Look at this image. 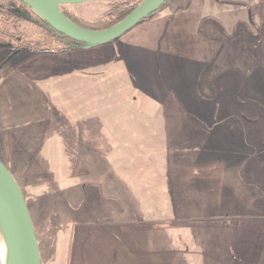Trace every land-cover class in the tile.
<instances>
[{
    "label": "rangeland",
    "instance_id": "374dc122",
    "mask_svg": "<svg viewBox=\"0 0 264 264\" xmlns=\"http://www.w3.org/2000/svg\"><path fill=\"white\" fill-rule=\"evenodd\" d=\"M60 47L0 46V161L41 264H264V0H168Z\"/></svg>",
    "mask_w": 264,
    "mask_h": 264
},
{
    "label": "water",
    "instance_id": "95a60500",
    "mask_svg": "<svg viewBox=\"0 0 264 264\" xmlns=\"http://www.w3.org/2000/svg\"><path fill=\"white\" fill-rule=\"evenodd\" d=\"M63 37L91 48L109 44L156 12L167 0H143L129 15L105 30H87L71 20L49 0H20ZM98 0H64L80 4ZM0 225L9 248L11 264H41L39 245L24 195L10 171L0 161Z\"/></svg>",
    "mask_w": 264,
    "mask_h": 264
},
{
    "label": "trees",
    "instance_id": "16d2710c",
    "mask_svg": "<svg viewBox=\"0 0 264 264\" xmlns=\"http://www.w3.org/2000/svg\"><path fill=\"white\" fill-rule=\"evenodd\" d=\"M143 0H114L104 6L102 14L93 22L76 18L62 13L72 22L87 30H105L129 15ZM168 1V0H167ZM30 24L39 30V38L35 42H27L26 37L19 31L21 24ZM52 44H61L58 49L67 50L72 46L82 47L81 44L61 36L43 22L29 7L20 0H0V46L8 50L11 58L26 49L33 52L51 50ZM57 50V49H54Z\"/></svg>",
    "mask_w": 264,
    "mask_h": 264
},
{
    "label": "bare ground",
    "instance_id": "6f19581e",
    "mask_svg": "<svg viewBox=\"0 0 264 264\" xmlns=\"http://www.w3.org/2000/svg\"><path fill=\"white\" fill-rule=\"evenodd\" d=\"M53 7H57L59 2L64 0H49ZM102 1H113V0H102ZM0 264H11L10 252L7 246L1 225H0Z\"/></svg>",
    "mask_w": 264,
    "mask_h": 264
},
{
    "label": "flooded vegetation",
    "instance_id": "af4514ba",
    "mask_svg": "<svg viewBox=\"0 0 264 264\" xmlns=\"http://www.w3.org/2000/svg\"><path fill=\"white\" fill-rule=\"evenodd\" d=\"M167 2V1H166Z\"/></svg>",
    "mask_w": 264,
    "mask_h": 264
}]
</instances>
